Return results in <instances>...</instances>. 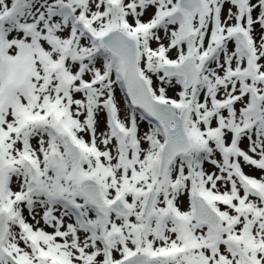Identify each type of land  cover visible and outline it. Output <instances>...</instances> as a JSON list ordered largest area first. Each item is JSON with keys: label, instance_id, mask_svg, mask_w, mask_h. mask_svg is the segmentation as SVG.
Returning a JSON list of instances; mask_svg holds the SVG:
<instances>
[{"label": "snow or ice", "instance_id": "snow-or-ice-1", "mask_svg": "<svg viewBox=\"0 0 264 264\" xmlns=\"http://www.w3.org/2000/svg\"><path fill=\"white\" fill-rule=\"evenodd\" d=\"M0 264H264V0H0Z\"/></svg>", "mask_w": 264, "mask_h": 264}]
</instances>
